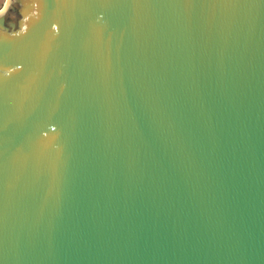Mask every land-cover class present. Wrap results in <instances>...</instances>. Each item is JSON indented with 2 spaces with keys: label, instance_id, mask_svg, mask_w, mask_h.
<instances>
[{
  "label": "water",
  "instance_id": "1",
  "mask_svg": "<svg viewBox=\"0 0 264 264\" xmlns=\"http://www.w3.org/2000/svg\"><path fill=\"white\" fill-rule=\"evenodd\" d=\"M0 264H264V0H5Z\"/></svg>",
  "mask_w": 264,
  "mask_h": 264
},
{
  "label": "crops",
  "instance_id": "2",
  "mask_svg": "<svg viewBox=\"0 0 264 264\" xmlns=\"http://www.w3.org/2000/svg\"><path fill=\"white\" fill-rule=\"evenodd\" d=\"M4 1H5V0H3V1H2V4L0 5V8L3 6V4H4Z\"/></svg>",
  "mask_w": 264,
  "mask_h": 264
},
{
  "label": "rangeland",
  "instance_id": "3",
  "mask_svg": "<svg viewBox=\"0 0 264 264\" xmlns=\"http://www.w3.org/2000/svg\"><path fill=\"white\" fill-rule=\"evenodd\" d=\"M2 1H3V0H0V5L2 4Z\"/></svg>",
  "mask_w": 264,
  "mask_h": 264
}]
</instances>
